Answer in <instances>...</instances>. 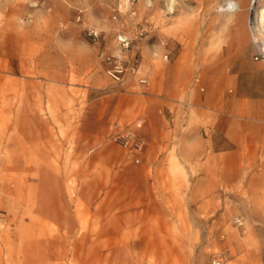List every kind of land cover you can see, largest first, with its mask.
<instances>
[{"label": "rangeland", "instance_id": "obj_1", "mask_svg": "<svg viewBox=\"0 0 264 264\" xmlns=\"http://www.w3.org/2000/svg\"><path fill=\"white\" fill-rule=\"evenodd\" d=\"M58 1L0 0V264H212L221 251L220 264H264V216L253 212L194 218L180 202L166 233L124 231L122 202L110 200L120 186L103 168L90 181L95 144L80 135L87 101L109 89L104 63L119 51L117 35L154 29L124 25L122 7H154L164 33L185 35L202 18L246 21L250 0H72L92 9L95 28L82 30L79 9ZM227 1L240 10H223Z\"/></svg>", "mask_w": 264, "mask_h": 264}, {"label": "crops", "instance_id": "obj_2", "mask_svg": "<svg viewBox=\"0 0 264 264\" xmlns=\"http://www.w3.org/2000/svg\"><path fill=\"white\" fill-rule=\"evenodd\" d=\"M63 1L58 2L65 9L72 3ZM73 6L82 14L78 30L95 28L87 20L92 9ZM153 8L145 7V13L140 5L121 9L124 25L150 23L154 28L124 53L139 66L138 76L119 84L105 77L109 89L86 103L80 135L95 144L88 169L97 172L90 181L103 168L112 185L120 186V195L110 200L120 198L128 233H166L165 220L177 216L180 202L189 203L194 218L220 215L221 209L222 216L253 212L261 219L264 65L252 60L245 18H202L181 35L164 33ZM113 10V5L105 9L106 26L114 24L109 19ZM139 77L149 85H140ZM117 129L144 141L138 164L114 143ZM166 202L172 208H165Z\"/></svg>", "mask_w": 264, "mask_h": 264}, {"label": "built area", "instance_id": "obj_3", "mask_svg": "<svg viewBox=\"0 0 264 264\" xmlns=\"http://www.w3.org/2000/svg\"><path fill=\"white\" fill-rule=\"evenodd\" d=\"M79 19L80 17H77V20ZM246 28L255 50L253 59L255 61L264 62V22H261L260 18H256L251 7H249ZM145 32V29H139L133 38H129L123 34L117 35L116 42L119 47V54L105 57V62L107 64L105 74L113 83L119 84L129 76H138L139 66L129 61L128 56L124 53H127L130 50L133 40L143 37ZM90 34L93 37H97V33L94 31ZM138 83L145 87L149 85L148 80L145 77H139ZM113 141L127 152L128 156L135 164L140 162V155L144 151L145 143L135 133L128 129H117V132L113 135ZM234 223L239 226L241 225V220L235 218ZM224 257L225 252L221 251V253L213 260L212 264H220Z\"/></svg>", "mask_w": 264, "mask_h": 264}, {"label": "bare ground", "instance_id": "obj_4", "mask_svg": "<svg viewBox=\"0 0 264 264\" xmlns=\"http://www.w3.org/2000/svg\"><path fill=\"white\" fill-rule=\"evenodd\" d=\"M257 1L258 0H250L249 7L252 8L253 14L256 13V18H260V21L264 22V6L257 7ZM222 9L229 12H234L238 10V6L234 2L227 1L222 5Z\"/></svg>", "mask_w": 264, "mask_h": 264}]
</instances>
